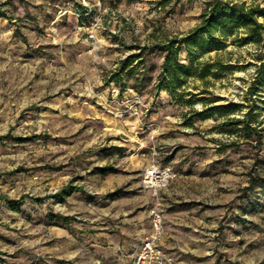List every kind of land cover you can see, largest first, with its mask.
<instances>
[{"label":"rangeland","instance_id":"374dc122","mask_svg":"<svg viewBox=\"0 0 264 264\" xmlns=\"http://www.w3.org/2000/svg\"><path fill=\"white\" fill-rule=\"evenodd\" d=\"M78 4L87 6L83 16ZM0 8L7 14L0 15V264H93L94 254L111 249L114 222L143 214L138 224L148 227L156 196L142 185L143 168L169 159L188 173L159 190L163 210L170 202H223L196 231L212 236L210 249L224 264H264V185L245 189L249 170L264 177V143L212 129L221 117L184 123L189 107L167 90L119 93L105 82L136 50L130 44L186 34L200 21L203 0H170L165 8L155 0H0ZM198 54L234 64L208 76L206 96L238 104L231 116L251 106L264 126V40L230 36ZM179 55L188 60L185 49ZM151 59L160 64L161 53ZM255 76L259 87L249 96ZM230 140L238 143L216 152V142ZM195 158L212 160L214 171L190 177L186 161ZM62 187L72 190L60 198Z\"/></svg>","mask_w":264,"mask_h":264},{"label":"trees","instance_id":"16d2710c","mask_svg":"<svg viewBox=\"0 0 264 264\" xmlns=\"http://www.w3.org/2000/svg\"><path fill=\"white\" fill-rule=\"evenodd\" d=\"M136 0H110L111 5H118L121 2L131 3ZM192 1V0H189ZM156 4L165 8L170 0H155ZM204 8L200 21L188 30L184 35H170L162 33L150 42L130 44L128 47L136 50L120 57L116 65L111 68L105 78V82H113L119 89V93L127 87H131L138 92H143L147 88L156 93L158 90H167L172 98L180 104L189 107L188 116L184 123L191 124L192 119H205L213 117L221 120L217 121L211 128L218 132H225L230 135L240 136V140L255 143L254 147H261L264 143V126L257 118L256 113L250 106L243 112L242 117L231 116L239 105L231 102H217L218 96H206V84L209 82L208 76L218 75V69L234 68L231 62L224 63L218 56L214 61L208 58H200L198 52L220 49L228 37L232 36L235 42H255L264 40V6L254 3H246L245 0H203ZM77 8L83 16L87 11L85 4H78ZM171 13L173 10L165 9ZM0 15L7 16L6 12L0 8ZM185 49L187 61L180 58V51ZM161 53V62L156 64L152 59L153 53ZM264 66L262 62L258 68ZM217 68L212 70V68ZM156 74L154 75V72ZM191 78L201 80L200 86L191 83ZM258 78L255 76L247 86L248 95H252L258 89ZM191 87V88H189ZM192 88H198L194 91ZM248 96V97H249ZM251 99V98H250ZM200 101L201 108H193V103ZM242 140V141H243ZM238 140L218 141L217 151H224L228 147H233ZM111 168L104 166L103 168ZM249 170V186L264 185V177ZM72 188L62 187L56 196L62 198L68 194ZM13 204V200H8ZM67 221V216H60Z\"/></svg>","mask_w":264,"mask_h":264},{"label":"crops","instance_id":"0c3cea01","mask_svg":"<svg viewBox=\"0 0 264 264\" xmlns=\"http://www.w3.org/2000/svg\"><path fill=\"white\" fill-rule=\"evenodd\" d=\"M217 145L218 142H216V146ZM216 146V152L220 153V151H217ZM161 163L171 164L172 159ZM186 164L188 165L190 177L194 176L195 178L209 176L212 171H214L213 165H215L212 160L209 162L206 159L199 161L198 158H195L194 160L189 159L186 161ZM171 165L176 171L175 179L188 173L181 170L180 165L177 163ZM169 193H172V191ZM217 205L218 207H212L203 205L201 202H195L189 206L173 202L167 204V207L164 210L166 229L160 242L165 249L174 255L173 264H224L221 262L223 257L212 253V249H210L215 243L212 236L207 233L205 236H202L201 233L196 231L198 224L202 225L210 220L214 208L215 210L222 211L224 203L219 202ZM184 211H187V214H181V212ZM142 215L143 214H134L131 218H123L120 221L114 222L112 225V235H110L109 238V243L112 244L109 245L111 249H108V253L105 252L106 254H94L92 263L132 264L140 242L151 228V221L147 228L138 224L137 218H141ZM202 238H205L203 243H201ZM97 243L98 242L95 244ZM180 243H188V245L185 248V246H180ZM97 245L101 246L99 243ZM198 255H203L204 257H198Z\"/></svg>","mask_w":264,"mask_h":264},{"label":"built area","instance_id":"2783aa9c","mask_svg":"<svg viewBox=\"0 0 264 264\" xmlns=\"http://www.w3.org/2000/svg\"><path fill=\"white\" fill-rule=\"evenodd\" d=\"M176 176L171 164L152 160L142 172V185L150 189L156 198L149 208L151 228L143 237L132 264H173L174 255L161 244L165 232L164 210L159 199V190L166 188Z\"/></svg>","mask_w":264,"mask_h":264}]
</instances>
